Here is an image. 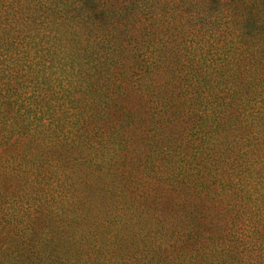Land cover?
<instances>
[{
    "label": "trees",
    "instance_id": "1",
    "mask_svg": "<svg viewBox=\"0 0 264 264\" xmlns=\"http://www.w3.org/2000/svg\"><path fill=\"white\" fill-rule=\"evenodd\" d=\"M0 264H264V0H0Z\"/></svg>",
    "mask_w": 264,
    "mask_h": 264
}]
</instances>
